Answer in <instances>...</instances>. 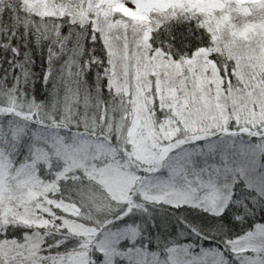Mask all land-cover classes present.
Listing matches in <instances>:
<instances>
[{"label":"snow or ice","instance_id":"6c2138e0","mask_svg":"<svg viewBox=\"0 0 264 264\" xmlns=\"http://www.w3.org/2000/svg\"><path fill=\"white\" fill-rule=\"evenodd\" d=\"M0 264H264V0H0Z\"/></svg>","mask_w":264,"mask_h":264}]
</instances>
